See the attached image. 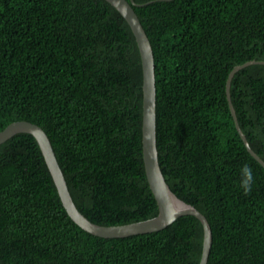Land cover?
<instances>
[{"label":"trees","instance_id":"16d2710c","mask_svg":"<svg viewBox=\"0 0 264 264\" xmlns=\"http://www.w3.org/2000/svg\"><path fill=\"white\" fill-rule=\"evenodd\" d=\"M134 2L153 52L158 162L209 222L206 264H264V167L225 91L234 65L264 60V0ZM230 98L264 160V63L234 73ZM18 119L44 129L89 220L157 214L142 159L140 54L107 0H0V130ZM202 238L192 214L151 232L94 235L67 214L31 133L0 143V264H198Z\"/></svg>","mask_w":264,"mask_h":264},{"label":"water","instance_id":"95a60500","mask_svg":"<svg viewBox=\"0 0 264 264\" xmlns=\"http://www.w3.org/2000/svg\"><path fill=\"white\" fill-rule=\"evenodd\" d=\"M107 1L126 19L134 34L140 54L142 68V159L149 187L157 203V214L146 219L123 224L103 225L92 222L79 211L73 201L64 174L55 156L51 141L40 125L25 119L11 121L0 130V143L18 132L31 133L39 144L57 193L67 214L77 225L94 235L101 237H123L131 234L146 233L164 228L180 215H194L200 220L203 227L202 249L198 264H206L212 242L209 222L205 215L193 204L179 198L175 192L171 190L158 162L155 132L156 91L153 52L148 36L134 11L133 5L136 3L134 0ZM260 62L264 63V60L250 59L234 65L227 75L225 91L228 106L241 139L250 154L264 167V160L251 148L239 126L235 109L230 98V83L234 73L248 64Z\"/></svg>","mask_w":264,"mask_h":264},{"label":"clouds","instance_id":"9594fccd","mask_svg":"<svg viewBox=\"0 0 264 264\" xmlns=\"http://www.w3.org/2000/svg\"><path fill=\"white\" fill-rule=\"evenodd\" d=\"M242 175L244 176L241 186L244 189L245 194L251 191V181H252V170L247 165L242 168Z\"/></svg>","mask_w":264,"mask_h":264}]
</instances>
